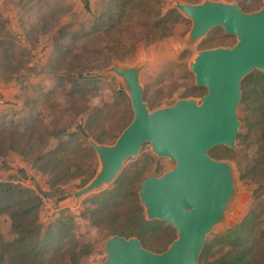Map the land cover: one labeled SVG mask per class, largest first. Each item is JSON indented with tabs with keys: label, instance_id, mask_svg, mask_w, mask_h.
<instances>
[{
	"label": "rangeland",
	"instance_id": "obj_1",
	"mask_svg": "<svg viewBox=\"0 0 264 264\" xmlns=\"http://www.w3.org/2000/svg\"><path fill=\"white\" fill-rule=\"evenodd\" d=\"M88 1L90 9L85 0H0V83L9 87L15 82L19 88L15 100H6L0 110V180L33 190L40 197V207L19 219L36 226L42 234L70 227L75 240L90 250L83 264H104L106 242L114 235L105 218L106 206L113 205L107 193L115 188L117 178L124 171H133L135 176L138 165L137 170L141 165L149 166L145 178L161 176L176 166L174 160L159 156L151 142H146L124 161L112 181L71 197L103 167L90 144L89 139L95 138L85 129L89 114L98 109L97 134L100 143L110 146L134 119L128 86L113 68H139L143 99L151 111L183 98L201 102L207 87L197 85L192 62L202 50L231 47L238 38L217 26L199 40L190 39L193 20L180 12L177 4L205 0H132L116 24L107 19L109 0ZM222 1L236 3L246 12L264 6V0ZM245 107L241 101L237 109L240 126L235 147L227 151L226 146L219 145L213 148L216 153L213 149L209 152L231 165L233 192L206 242L211 244L236 229L233 233L240 232L244 244L252 247L257 260L264 264V146L260 153L245 121ZM79 127L83 128L81 134L72 139L75 150L67 172L69 179L58 184L34 164L32 157L8 145H12L17 131L34 130L35 137L43 136L38 140L54 148ZM258 158L262 169L251 171ZM141 181L137 183L139 190ZM122 202L120 196L114 204L118 218L113 224L121 221L126 208ZM126 205L132 207L133 201ZM246 218V224L239 228ZM12 223L9 214L0 213V231L8 240L18 236ZM131 227L148 229L145 239L154 248L145 247L155 252L166 250L177 237V231L166 221L155 229L141 228L140 223ZM229 248L231 244L226 242L215 245L199 262L207 264Z\"/></svg>",
	"mask_w": 264,
	"mask_h": 264
},
{
	"label": "water",
	"instance_id": "obj_2",
	"mask_svg": "<svg viewBox=\"0 0 264 264\" xmlns=\"http://www.w3.org/2000/svg\"><path fill=\"white\" fill-rule=\"evenodd\" d=\"M177 8L193 20L190 39L203 38L222 26L238 41L231 47L202 50L191 64L197 85L207 87L201 102L183 98L174 105L151 111L143 99L139 68L114 67L125 80L132 100L134 119L110 146L90 138L103 167L78 197L112 181L124 161L151 142L159 156L176 166L161 176L141 181L139 198L148 220L166 221L177 231L168 248L155 252L136 236L112 235L106 242L104 264H201L208 233L220 220L233 192V170L210 150L235 147L240 120L243 79L259 70L264 73V6L254 12L222 0L199 4L178 3Z\"/></svg>",
	"mask_w": 264,
	"mask_h": 264
},
{
	"label": "trees",
	"instance_id": "obj_3",
	"mask_svg": "<svg viewBox=\"0 0 264 264\" xmlns=\"http://www.w3.org/2000/svg\"><path fill=\"white\" fill-rule=\"evenodd\" d=\"M132 0H109V13L107 19L115 23L120 19L128 4ZM85 6L90 9V3L85 0ZM101 22H106L101 20ZM116 24V23H115ZM114 25V24H113ZM199 89V88H195ZM242 100L245 103V121L248 125L249 132L254 135L255 140L259 143L260 153L264 146V73L259 70H254L248 74L242 81ZM196 93V91H194ZM193 93V94H194ZM98 109H95L89 114L85 129L89 135L99 141L100 135L97 134ZM83 128L72 132L68 139H63L54 148H48L47 143H43V136H34V130L29 132H19L18 135L12 136V145L9 147L17 149L22 155L33 158L34 164L37 167L49 174L52 177L54 184L61 181H67V172L71 168V160L74 156L75 146L72 139L81 134ZM42 142V145L41 143ZM8 148V146H7ZM227 151L230 148L225 147ZM93 153V148L89 147ZM212 153H216L212 150ZM219 155V154H218ZM260 157V156H259ZM152 161L154 156L150 158ZM74 160V159H73ZM252 166L251 171H258L261 167V160ZM141 169L135 170V176L131 175L133 171H124L116 180V186L113 190L107 193L109 200L113 201V205L106 206L105 218L111 223L109 227L112 234L123 236L137 235L143 241L144 246L152 245L146 242L145 236L148 234V229L141 230L140 228H132L134 223H140L141 228L155 229L158 224H162L161 220H148L144 216V208L139 201V183L145 177L144 173L148 170L147 165H141ZM160 170V165L157 170ZM123 190V191H122ZM31 192L32 194H30ZM28 193V196H26ZM123 196V202L126 206L122 210L120 223L113 224L118 218L115 213L114 204ZM133 201L132 207H127L126 203ZM0 213H7L13 219L12 226L18 234L14 239H6L0 231V264H83V257L89 253V248L86 245H80L75 240L74 234L70 227H61L58 230H50L42 234L40 230L30 224L24 223L19 217L30 214L40 207V197L33 190L19 188L11 184V182L0 180ZM243 221L239 228L247 222ZM236 229L233 231L235 232ZM229 232L224 237H219L213 243H205L200 257H204L215 246L221 243L231 244V248L225 250L219 257L209 261L207 264H261L252 249V247L244 244V237L240 232ZM141 241V242H142ZM154 248V247H152ZM158 250V249H155Z\"/></svg>",
	"mask_w": 264,
	"mask_h": 264
},
{
	"label": "crops",
	"instance_id": "obj_4",
	"mask_svg": "<svg viewBox=\"0 0 264 264\" xmlns=\"http://www.w3.org/2000/svg\"><path fill=\"white\" fill-rule=\"evenodd\" d=\"M19 92L18 86L15 82L6 87L5 84L0 83V110L4 107L3 103L6 100H15L17 93Z\"/></svg>",
	"mask_w": 264,
	"mask_h": 264
},
{
	"label": "flooded vegetation",
	"instance_id": "obj_5",
	"mask_svg": "<svg viewBox=\"0 0 264 264\" xmlns=\"http://www.w3.org/2000/svg\"><path fill=\"white\" fill-rule=\"evenodd\" d=\"M159 165V164H158Z\"/></svg>",
	"mask_w": 264,
	"mask_h": 264
}]
</instances>
